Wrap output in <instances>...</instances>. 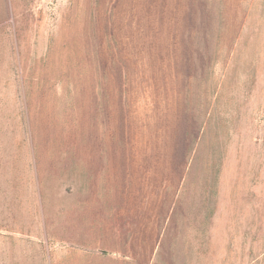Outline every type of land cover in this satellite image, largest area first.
<instances>
[{
	"label": "rangeland",
	"instance_id": "obj_1",
	"mask_svg": "<svg viewBox=\"0 0 264 264\" xmlns=\"http://www.w3.org/2000/svg\"><path fill=\"white\" fill-rule=\"evenodd\" d=\"M192 5L0 0V264H264V0Z\"/></svg>",
	"mask_w": 264,
	"mask_h": 264
},
{
	"label": "trees",
	"instance_id": "obj_2",
	"mask_svg": "<svg viewBox=\"0 0 264 264\" xmlns=\"http://www.w3.org/2000/svg\"><path fill=\"white\" fill-rule=\"evenodd\" d=\"M175 2H176V8H177V10H178V12H177V16H178V18L176 17L175 18V20L176 21H178L179 22V24H181L182 23V19L181 18H183V17H181V11L183 12H186V15H187V18L185 19V26H191V27H193V26H196V24H195V22H194V18H193V15H194V13H193V9H194V7H193V5H192V0H175ZM188 15H191L192 16V18L190 19L189 18V16ZM188 20V21H187ZM191 32H192V30H191ZM192 33H191V36L189 37V38H187V39H184L183 41H185V43H186V48L188 49L189 47L191 48V44L194 42V40H192ZM174 56H176V57H187V58H192V57H198V56H200L201 57V55L199 54V52H197V53H194V52H191V50L190 51H188L186 54H184L183 55V53L179 56L178 54H174ZM202 138V135H197V137H196V140H198V139H201ZM174 141V138H172V142ZM179 144V143H178ZM169 146H171V145H165V147H163V148H169ZM174 146H176V147H179V146H177V145H174ZM196 146V143H193V145H188L187 147H189L190 148V150H189V154L190 153H193L194 152V149H191V148H193V147H195ZM188 151H186V153H187Z\"/></svg>",
	"mask_w": 264,
	"mask_h": 264
}]
</instances>
